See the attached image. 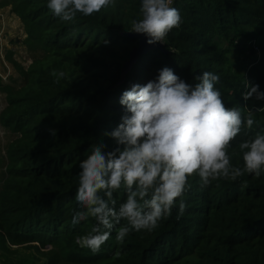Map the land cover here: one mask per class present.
<instances>
[{"label": "trees", "instance_id": "16d2710c", "mask_svg": "<svg viewBox=\"0 0 264 264\" xmlns=\"http://www.w3.org/2000/svg\"><path fill=\"white\" fill-rule=\"evenodd\" d=\"M140 5L141 0H115L99 13L65 22L47 0L0 4L20 18L33 54L24 84L3 90L7 104L0 121L15 138L6 150L0 190V264H264V174L221 179L207 188L191 177L183 215L177 201L155 230L133 231L123 244H116L115 230L96 253L75 244V236L94 223L91 218L72 223L81 210L74 198L79 162L97 140L115 147L104 133L119 125L125 111L120 97L132 84L145 85L169 67L193 84L202 72H216V87L229 107L245 104L246 81L264 92V0H173L181 25L162 49L141 54L123 79L124 66L139 47L124 34L139 17ZM233 51L253 62L242 60L234 68ZM53 70L64 71L65 78L55 83ZM255 119L253 128L245 127L233 141V165L243 166L239 142L264 130V113ZM116 197L118 204L125 200L123 189Z\"/></svg>", "mask_w": 264, "mask_h": 264}, {"label": "clouds", "instance_id": "9594fccd", "mask_svg": "<svg viewBox=\"0 0 264 264\" xmlns=\"http://www.w3.org/2000/svg\"><path fill=\"white\" fill-rule=\"evenodd\" d=\"M172 3L141 0L139 17L131 20L127 31L144 35L149 45L163 43L182 23ZM110 5L115 0H47L50 11L65 22L78 14L92 16ZM51 75L59 83L66 73L53 70ZM194 79L195 84L186 82L163 67L155 80L132 84L122 93L119 103L125 111L120 123L104 133L115 147L97 140L79 162L74 198L81 210L74 212L72 223L90 218L94 223L88 232L75 236L76 245L96 253L113 230L117 245L133 231L151 232L171 216L177 201L183 215L187 204L182 197L191 177H198L200 186L207 188L221 179L237 181L245 174L254 178L264 174V130L239 142L242 167L233 165L229 154L242 129L251 130L256 115L264 113V105L256 104L264 101L259 85L246 81L245 104L229 107L216 87L219 74L204 71ZM122 189L126 198L118 204L116 194ZM120 255L118 248L115 258Z\"/></svg>", "mask_w": 264, "mask_h": 264}, {"label": "rangeland", "instance_id": "374dc122", "mask_svg": "<svg viewBox=\"0 0 264 264\" xmlns=\"http://www.w3.org/2000/svg\"><path fill=\"white\" fill-rule=\"evenodd\" d=\"M3 1L0 0V4H3ZM6 8L9 7L0 8V117L7 104V95L3 92L4 88L14 91L24 84V72L30 69L33 62L32 49L26 43L27 35L24 25L21 21L16 22L17 18L13 16L16 20L13 19L12 15L10 16V12L5 10ZM252 45L253 49H255L256 57L260 58L259 48L255 43ZM230 59L235 66L234 68H237L242 60L245 65H250L254 57L245 59L243 55L238 56L237 52L233 51ZM262 105H264V101H261ZM14 138L15 136L6 130L0 121V190L7 160L6 150ZM19 253L21 256L29 255L24 250H20Z\"/></svg>", "mask_w": 264, "mask_h": 264}, {"label": "water", "instance_id": "95a60500", "mask_svg": "<svg viewBox=\"0 0 264 264\" xmlns=\"http://www.w3.org/2000/svg\"><path fill=\"white\" fill-rule=\"evenodd\" d=\"M127 37L137 39L139 41V47L136 48L132 53H131V59L125 64L124 69H123V79L125 76V73L131 68V66L136 62L139 58V56L143 53L148 52L151 49H162L163 45L161 43L155 44V45H149L147 43V38L144 35H140L137 33H125L124 34Z\"/></svg>", "mask_w": 264, "mask_h": 264}, {"label": "crops", "instance_id": "0c3cea01", "mask_svg": "<svg viewBox=\"0 0 264 264\" xmlns=\"http://www.w3.org/2000/svg\"><path fill=\"white\" fill-rule=\"evenodd\" d=\"M5 10H8L9 12H10V16L13 18V19H15L14 17H16L17 18V21L16 22H20L21 20H20V18L19 17H17L15 14H13V13H11V11H10V7L9 8H6ZM14 16V17H13ZM16 20V19H15Z\"/></svg>", "mask_w": 264, "mask_h": 264}, {"label": "built area", "instance_id": "2783aa9c", "mask_svg": "<svg viewBox=\"0 0 264 264\" xmlns=\"http://www.w3.org/2000/svg\"><path fill=\"white\" fill-rule=\"evenodd\" d=\"M173 4V3H172Z\"/></svg>", "mask_w": 264, "mask_h": 264}]
</instances>
